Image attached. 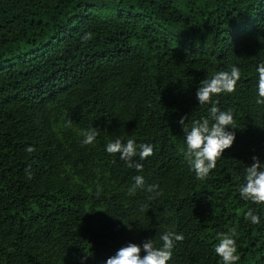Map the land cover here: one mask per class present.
Segmentation results:
<instances>
[{
  "label": "trees",
  "instance_id": "1",
  "mask_svg": "<svg viewBox=\"0 0 264 264\" xmlns=\"http://www.w3.org/2000/svg\"><path fill=\"white\" fill-rule=\"evenodd\" d=\"M261 63L264 0H0V264H106L169 231L184 239L168 264H223L230 230L236 264H264V204L238 191L264 163ZM232 65L236 90L212 100L236 139L200 180L179 121L210 117L200 82ZM116 138L154 146L142 171L106 151Z\"/></svg>",
  "mask_w": 264,
  "mask_h": 264
},
{
  "label": "clouds",
  "instance_id": "2",
  "mask_svg": "<svg viewBox=\"0 0 264 264\" xmlns=\"http://www.w3.org/2000/svg\"><path fill=\"white\" fill-rule=\"evenodd\" d=\"M92 38L91 33H86L83 39ZM257 72L258 79V104H264V63H261ZM241 77L239 67L232 65L230 71H220L209 79L200 82L197 90V99L199 104H212L209 109L210 117L191 122V127L186 124L187 117H182L179 121L184 127L186 137V148L184 153L192 166L196 178L203 180L207 178L210 172L216 168L219 158L224 156L225 150L230 148L236 139L234 131L228 128H236L233 112L231 110L222 111L213 102L212 97L221 93H231L236 90V84ZM211 121V122H210ZM98 135V130L93 128L84 133L83 144H92ZM139 149V151H138ZM33 146H28L26 151L33 152ZM106 151L109 154H120V159L127 162L128 167H135L142 171L141 163H133V158L139 155L140 160L154 154V146L151 144L137 145L133 139L124 142L121 138H116L106 145ZM255 163L247 167L245 175V184L239 188V194L244 200H250L256 204H264V163H261L259 157H253ZM28 178H31V172L26 169ZM135 183L129 188L130 195H134L137 189L145 188V180L141 175L134 177ZM158 185H148L146 190L154 191ZM159 194V193H157ZM253 209H249L245 214V219H250L252 223H259L260 218L254 214ZM235 230L228 233L218 234V243L215 246V253L222 259L223 264H236L240 256L237 252V241ZM182 233L165 232L160 236L161 246H156L152 239H146L141 246L137 243H129L121 247L118 251L106 261V264H168L173 255L175 242L182 241Z\"/></svg>",
  "mask_w": 264,
  "mask_h": 264
}]
</instances>
